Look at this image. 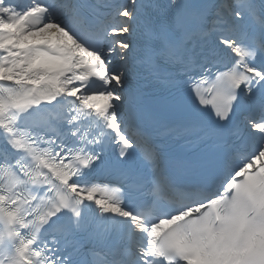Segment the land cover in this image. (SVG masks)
<instances>
[{
  "label": "snow or ice",
  "instance_id": "6c2138e0",
  "mask_svg": "<svg viewBox=\"0 0 264 264\" xmlns=\"http://www.w3.org/2000/svg\"><path fill=\"white\" fill-rule=\"evenodd\" d=\"M0 264H264V0H0Z\"/></svg>",
  "mask_w": 264,
  "mask_h": 264
}]
</instances>
